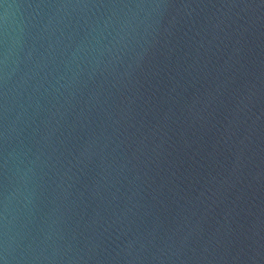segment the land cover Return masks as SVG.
Wrapping results in <instances>:
<instances>
[{
    "label": "water",
    "instance_id": "water-1",
    "mask_svg": "<svg viewBox=\"0 0 264 264\" xmlns=\"http://www.w3.org/2000/svg\"><path fill=\"white\" fill-rule=\"evenodd\" d=\"M0 264H264V0H0Z\"/></svg>",
    "mask_w": 264,
    "mask_h": 264
}]
</instances>
